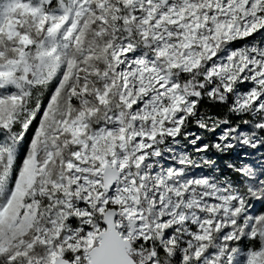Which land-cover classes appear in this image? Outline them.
Wrapping results in <instances>:
<instances>
[{
    "label": "snow or ice",
    "instance_id": "1",
    "mask_svg": "<svg viewBox=\"0 0 264 264\" xmlns=\"http://www.w3.org/2000/svg\"><path fill=\"white\" fill-rule=\"evenodd\" d=\"M208 102L258 146L264 0H0V264H264V195L160 163Z\"/></svg>",
    "mask_w": 264,
    "mask_h": 264
},
{
    "label": "rangeland",
    "instance_id": "2",
    "mask_svg": "<svg viewBox=\"0 0 264 264\" xmlns=\"http://www.w3.org/2000/svg\"><path fill=\"white\" fill-rule=\"evenodd\" d=\"M235 116L237 121L240 120L239 116ZM204 122L209 123L211 126L219 122V120L209 115L204 117ZM249 127L248 125L239 124V131L247 133ZM225 128H229V125L220 124L215 132L209 133L195 124H190L186 128V132L200 135L202 139L196 145H192L189 140L193 139V136L190 135L187 140L181 138L179 144L172 145V153L163 154L160 163L165 167L180 168L181 165L176 163L177 160L182 158L190 160L191 165L186 168L187 175L191 178H208L211 183L216 184L218 189L224 190L219 193L221 195L238 193L248 199L249 193L247 189L249 188L256 195H264V133L260 134L259 141L253 140L249 136L253 143H257L258 146L256 148L241 145L239 143L241 137L237 136L235 141H231L235 145L232 149L216 151L210 147L205 153L195 152V148L204 143L217 142V137L222 134ZM168 143L166 141L165 145ZM172 156H175V159H172ZM204 161H211V163L205 164ZM229 164L233 165V167L229 168ZM237 169H242L243 174H240ZM251 203L256 211L264 210V203L255 200H252Z\"/></svg>",
    "mask_w": 264,
    "mask_h": 264
},
{
    "label": "trees",
    "instance_id": "3",
    "mask_svg": "<svg viewBox=\"0 0 264 264\" xmlns=\"http://www.w3.org/2000/svg\"><path fill=\"white\" fill-rule=\"evenodd\" d=\"M227 107H228L227 104L219 105V104H214L212 102H208L202 105L203 115L204 117H208L209 115H212L219 121L221 119H228L230 121L228 125L229 127H232L236 124L237 118L234 114L227 112Z\"/></svg>",
    "mask_w": 264,
    "mask_h": 264
}]
</instances>
